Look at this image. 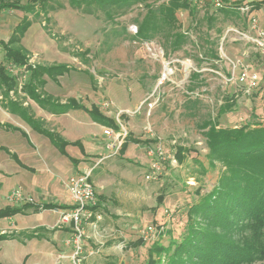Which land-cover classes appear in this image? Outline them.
<instances>
[{"label": "rangeland", "instance_id": "1", "mask_svg": "<svg viewBox=\"0 0 264 264\" xmlns=\"http://www.w3.org/2000/svg\"><path fill=\"white\" fill-rule=\"evenodd\" d=\"M85 1L78 5L73 0H48L44 7H36L37 13L27 14L32 22L24 36L28 65L66 63L71 66L61 79L66 86L61 93L66 92L65 95H72L87 106L97 103L106 115L115 119L119 129L134 139L156 140L154 143L161 144L165 160L161 163V173L154 180L146 181L144 174L151 163L146 154L148 144L130 141L124 153L117 152L96 163L111 153L104 145H99L103 149L95 159L86 156L82 159L84 163L76 172L92 167L90 180L97 195L96 212L100 215L97 221L93 217L84 223L86 258L83 264L110 262L104 256L96 254L93 257L97 247L103 248L101 244L116 246L119 258L113 259L112 264H149L150 261L151 264L153 261L165 264L167 255L152 252L149 258V247L154 243L167 245L168 230L174 237L178 236L187 221L189 206L199 203L201 196L208 195L227 174L224 163L210 159L202 134L206 129L203 124L217 116V127L255 123L264 126V53L235 31L248 30L245 16L240 13L225 16L212 5L207 6L204 0L194 4L191 10L175 12L179 23L177 30L186 35V42L177 50L169 46L167 34H159L146 42L134 38L146 12L145 4L154 9L167 0L139 2L123 13L116 7H100ZM223 1L235 7L263 2ZM16 21L13 12L0 13V40L7 41ZM3 56L4 46L0 43L2 63ZM227 57L241 59L255 71L260 80L258 86L248 89L237 81L238 69L229 80L232 70ZM4 64L9 75L16 77L17 86L14 93L6 91V85H0L2 107L15 99L14 96H21L18 83L25 76L23 67ZM231 94L236 95V102L229 111L222 113L220 108ZM18 99L15 103H21ZM104 102L106 107L102 106ZM21 125L33 133L26 122ZM179 147L185 150L178 155ZM68 153L75 157L79 151L69 147ZM61 158V179L53 176L57 173L46 163L45 167L42 164L36 167L34 174L23 173L15 181L29 182L33 186V197H36L38 192L49 189L50 182L59 179L64 182L75 173L73 163ZM13 183V180L8 184L0 180V207L14 203L6 198L10 192L7 187ZM63 190V199L68 201L70 194L66 188ZM159 195L163 198L160 204L157 202ZM99 196L102 199H98ZM62 213V210L44 211L40 217L34 215L26 219L30 224L42 223L40 220L47 223L60 218ZM5 223L6 219L0 218V225ZM149 225L155 229L153 236L145 239L141 232ZM139 239L140 244H132ZM47 248L53 249L38 238L26 245L19 240H2L0 264H22L27 253L30 255L26 264H51ZM89 251L94 253L90 255ZM120 258L124 262L120 263ZM180 258L185 260L182 254ZM63 262L70 264L68 259ZM252 264H264V258Z\"/></svg>", "mask_w": 264, "mask_h": 264}, {"label": "trees", "instance_id": "2", "mask_svg": "<svg viewBox=\"0 0 264 264\" xmlns=\"http://www.w3.org/2000/svg\"><path fill=\"white\" fill-rule=\"evenodd\" d=\"M46 1L48 0H26L25 2L0 0V11L20 10L25 13L14 25L7 41L0 40L4 46V62H0V85H6L5 90H13L12 92L17 86L16 77L9 75L5 62L15 67H23L26 78L20 92L37 102L40 107L53 113L81 108L88 112L93 121L118 131L119 126L115 119L103 114L98 105L91 104L87 107L74 98L61 104L44 93L43 87L46 83L44 75L56 82V77L69 72L72 69L71 66L36 64L32 67L28 65L29 57L21 46V39L31 25L27 14L37 13L34 11L36 7H44ZM73 1L79 5L83 0ZM144 1L146 0H86L85 2L100 7H116L121 11L120 13H123L132 5ZM221 1L223 6L216 8L217 10L219 9L225 16L239 15V6H229L223 0ZM258 4L257 2L254 5ZM145 5L146 12L138 24L134 38L146 42L159 34H167L171 49H179L186 42V35L177 30L179 23L175 12L191 10L195 8V5L190 0H167L154 9L150 5ZM206 5L211 6V3L206 2ZM210 17L208 19L211 20ZM14 97L15 99L9 100L5 107L20 115L32 128L44 134L62 154L66 153V145L79 144L77 141H65L58 133L44 128L42 122L29 113L28 107L23 106V98L19 95ZM18 98L21 103H15ZM234 102H236V95L231 94L226 97L220 111L222 113L229 111ZM217 124V116L208 120L203 124V128L206 129L202 134L206 139L210 159L224 163L227 174L208 195L201 196L202 200L199 203L195 202L189 206L186 211L187 221L178 236L174 237L168 230L166 231L169 233L167 245L154 243L149 247V258L152 252L167 255L165 264H252L264 258V126L255 123L239 127H217ZM0 127L10 126L0 123ZM130 141L149 146L156 140L140 141L126 134L119 150L121 154L124 153ZM183 150L185 149L182 147L177 148L176 154H181ZM160 195L157 200L159 204L163 201ZM100 198L102 199L99 196L98 199ZM29 204L27 202L17 206L7 205L0 209V218L17 213L24 214L29 208L38 211L72 207L53 202L33 206ZM97 208L98 204L95 209ZM12 237L14 236L11 234H0V240ZM25 237L31 238L33 235L27 233ZM141 242L139 239L132 244ZM181 254L185 256V260L180 258ZM151 263L150 261L149 264ZM153 264H155L154 261Z\"/></svg>", "mask_w": 264, "mask_h": 264}, {"label": "crops", "instance_id": "3", "mask_svg": "<svg viewBox=\"0 0 264 264\" xmlns=\"http://www.w3.org/2000/svg\"><path fill=\"white\" fill-rule=\"evenodd\" d=\"M254 4L255 3H252L251 5L245 4L249 6V10L247 13L242 14V16H245V18H247V21H248V14L256 16L259 18L261 23L264 20V1L260 2L258 5H254ZM8 11L13 12L17 16V21L15 22V24L25 15V13L20 10H2L0 11V13L2 14L3 12H8ZM247 28L249 29V22ZM11 32L12 30L10 31V33ZM24 36L21 39V46L26 51L27 47L24 45V40H25ZM41 37H43L42 34ZM36 41L38 40L36 39ZM39 49L42 48L39 47ZM52 64H66V63H49V64L42 63L41 65H52ZM23 77L24 80L18 83L21 84L19 85L20 88L25 81L26 75ZM63 77L64 75L59 76L58 77L59 80L57 81L58 83H56L47 76H44L46 83L43 87L44 93L46 95L51 96L53 99H55V101L61 104H65L70 99L73 98L75 99V97L72 95H65L66 92L61 93L63 91L62 88L66 87L64 86V83L61 81ZM21 98H23V106L28 107L29 113L34 118L41 121L44 128H46L49 131L58 133L65 141L68 142L77 141L79 144L66 145L65 146L66 153L62 154L44 134L32 128L20 115L16 114L15 112L9 111L7 108L2 107L0 105V123L10 126V127H0V152H2V154H0V180H5L7 184L11 180H13L15 184L13 183L12 186L7 187L8 190L10 189L11 191V188L20 187L26 198L20 202L10 203L7 205L17 206L27 202L30 203L29 205L31 206L42 205L48 202H53L61 205H71L70 195L68 196V201H65V199H63L65 196L63 187L64 188L66 187L63 185V182L60 181V179L62 178L61 177L62 175H60L61 174L60 169L62 167L61 165L63 161L61 157L68 158L73 163L75 168L74 171L75 173L73 174L79 173L76 171L78 169H81V166L79 165H82L84 163L82 159H84L85 156L87 158L95 159V155L100 154V151L103 149V147L99 145H104L105 147V144L107 142L105 140H107V137L103 134V129L106 128L107 126L101 125L100 123L93 121L90 115L88 114V112L81 108L69 109L68 111H64L62 113H53L46 108L40 107L37 102L29 98L28 96H25L23 93L21 94ZM76 100L80 104L85 105L82 101H79L78 99ZM91 104L98 105L95 102H92ZM101 112L105 114L102 110ZM23 121L26 122L31 127L33 133L23 128V126L21 125ZM102 134L104 136H102ZM69 147L77 148L79 153H77L75 157H71L68 153ZM37 150H40L41 153H38ZM46 163H49L50 167L53 168L54 173H57V175H53V176L55 178H60V179L59 181L54 180L50 182L48 184L49 189L45 191L43 190L40 193L38 192V194H36L37 195L36 198L33 197V193H34L33 186H31L29 182L15 181V180H18L19 175H22L23 173H27L29 171L32 172V174H34V172L37 171L36 167L40 168L41 164L44 165L45 167ZM41 172L44 173L45 171L41 170ZM4 207H0V209ZM59 210H62V212H64L67 209L55 208V209H42V210L34 211L33 208H29L25 211L24 214L17 213L10 217H3L6 219V223L3 226L0 225V234H4V233L11 234L14 237L3 240L5 241L19 240L25 245L30 241H32L34 238H38L40 240L43 239L45 245L48 244L53 248L50 250L48 248L45 249L46 252L48 253V259L51 261V264H65L66 262L64 263L63 259H68V256L71 253V248H72V246L69 243L72 233L70 226H68V224H61L59 222L60 218H56L55 221L52 222L43 223L44 220L42 221L40 220V222L42 223H37L39 222L37 221L32 224L28 223L26 219L27 217L34 215H38V217H40V215L44 211H52L53 213H56ZM18 217L20 219L19 221L17 220ZM94 220L97 221L96 218H94ZM93 223L95 222L93 221ZM27 233L33 235V237L31 238L25 237ZM101 245L103 248L97 247L94 251L95 253L91 251L92 253H94L93 257L96 254L99 256H104L105 257L104 259L110 260L108 264H112L113 259L119 258L118 256L119 254H117L118 252L115 248L116 247L115 245L109 247H106V245L104 244ZM29 255L30 253H27L25 257H23L22 264H26ZM120 261H121L120 263L124 262L121 258Z\"/></svg>", "mask_w": 264, "mask_h": 264}, {"label": "built area", "instance_id": "4", "mask_svg": "<svg viewBox=\"0 0 264 264\" xmlns=\"http://www.w3.org/2000/svg\"><path fill=\"white\" fill-rule=\"evenodd\" d=\"M194 5L196 3H201L202 0H190ZM205 4L211 3L215 8L223 6L221 0H204ZM241 14H245L249 10L248 5H243L239 7ZM249 29L246 31H238L239 34L246 37L252 44H254L261 53H264V20L260 23L258 17L248 14ZM234 29H230L232 31ZM231 65V72L229 80L234 77L235 69H238V74L236 80L245 84L248 89H253L258 86L259 76L255 71L250 70L249 66L244 64L241 59H230L227 57ZM103 107L107 106V103L102 104ZM103 134L107 137L108 141L105 144V148L111 151L109 155L102 156V159L108 156L117 154L121 147V144L127 134L125 130L119 129L115 131L110 127L103 129ZM147 156L150 158L151 163L148 166L147 172L144 174V179L146 181L154 180L157 175L161 173V163L165 160V155L160 143L150 144L146 150ZM92 172V167L89 169H84L79 173L70 175L64 182V186L68 190L71 199V208L64 211L59 219L61 224H68L71 228L70 245L71 253L68 256L70 264H83L86 255L84 254L85 243V230L84 223H87L91 218H100V215L96 212L95 207H97V195L93 183L90 180V175ZM10 202H20L25 198L22 189L20 187L13 188L9 194L6 196ZM154 227L147 226L142 232L141 236L145 239L153 236ZM92 252L89 251L88 254Z\"/></svg>", "mask_w": 264, "mask_h": 264}]
</instances>
